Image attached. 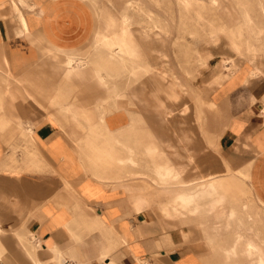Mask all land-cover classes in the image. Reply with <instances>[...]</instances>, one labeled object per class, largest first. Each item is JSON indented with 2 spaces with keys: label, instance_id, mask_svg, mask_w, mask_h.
Here are the masks:
<instances>
[{
  "label": "crops",
  "instance_id": "1",
  "mask_svg": "<svg viewBox=\"0 0 264 264\" xmlns=\"http://www.w3.org/2000/svg\"><path fill=\"white\" fill-rule=\"evenodd\" d=\"M100 11L102 0H0V264H204L186 240L192 231L161 215L178 213L171 199L160 206L153 197L169 187L144 191L126 178L138 171L130 155L149 146L182 172L193 155L201 171V137L186 144L184 116L174 118V137L152 99L138 109L106 102L105 88L89 80L95 71L78 65L87 55L76 54L94 38L108 63L138 55L104 44L121 18L101 20ZM249 66L258 72L211 95L224 114L218 142L227 169L243 173L264 203V57ZM155 92L163 90L150 95L164 104Z\"/></svg>",
  "mask_w": 264,
  "mask_h": 264
},
{
  "label": "rangeland",
  "instance_id": "2",
  "mask_svg": "<svg viewBox=\"0 0 264 264\" xmlns=\"http://www.w3.org/2000/svg\"><path fill=\"white\" fill-rule=\"evenodd\" d=\"M102 1L105 12L96 13L97 18H121L119 28L104 36V44L138 57L108 63L93 38L76 54L87 55L77 62L95 71L90 82L105 88L106 102L112 105L125 100L138 109L142 101L152 99L155 114L159 109L169 115L174 137V118L184 116L187 145L195 133L201 137V171L193 170V155L183 158L188 169L182 172L167 165L165 156L153 155L155 149L149 146L130 155L134 162H121L138 169L126 178L140 181L144 191L169 187L170 196L161 191L153 197L160 206L171 199L170 210L178 213L161 215L192 231L186 240L202 253L204 264H264V203L243 173L227 169L218 142L224 114L211 95L237 74L258 72L249 62L257 66L264 57V0ZM113 18L106 25L112 26ZM98 73L105 83L97 80ZM152 89L163 90L154 95L163 94L164 104L151 97ZM144 132V127L138 128L139 135Z\"/></svg>",
  "mask_w": 264,
  "mask_h": 264
},
{
  "label": "bare ground",
  "instance_id": "3",
  "mask_svg": "<svg viewBox=\"0 0 264 264\" xmlns=\"http://www.w3.org/2000/svg\"><path fill=\"white\" fill-rule=\"evenodd\" d=\"M124 23H125V22H124ZM121 24H122V23H121ZM120 27H121V26H120ZM122 27H123V25H122ZM120 44H121V43H120ZM125 44H126V42H125ZM107 45H109V44H107ZM123 45H124V44H123ZM123 45H122V46H123ZM125 47H126V46H125ZM125 47H124V48H125ZM120 51H121V50H120ZM122 51H124V50H122ZM254 71H255V70H254Z\"/></svg>",
  "mask_w": 264,
  "mask_h": 264
}]
</instances>
